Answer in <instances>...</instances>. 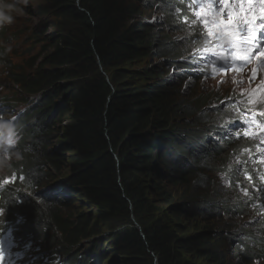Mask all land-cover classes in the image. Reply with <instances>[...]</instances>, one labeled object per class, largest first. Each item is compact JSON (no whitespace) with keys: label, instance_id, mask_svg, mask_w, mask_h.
Listing matches in <instances>:
<instances>
[{"label":"trees","instance_id":"16d2710c","mask_svg":"<svg viewBox=\"0 0 264 264\" xmlns=\"http://www.w3.org/2000/svg\"><path fill=\"white\" fill-rule=\"evenodd\" d=\"M38 10L49 17L55 35L37 76L28 79L34 93L48 92L47 100L42 103L41 94L34 108L58 112L56 127L48 124L50 132L69 143L60 140L57 152L46 140V155L40 158L39 151L36 158L71 174V191L85 202L77 204L72 196L60 214L36 209L33 225L53 229L54 222L59 230L54 237L66 244L110 231L118 264H226L209 248L211 229L204 216L210 215L217 220L215 239L219 230L227 239L237 237L232 244L248 256L244 238L255 235L259 221L242 223L228 194L206 186V178L211 184L207 163L221 131L206 132L205 98L195 95L197 67L183 64V56L200 45L179 19L181 9L172 0H43ZM154 28L158 48L167 46L165 61L152 49L158 44ZM146 56L154 59L156 74L142 67ZM207 56H200L201 66ZM162 66L168 69L160 75ZM63 115L70 116L72 125L61 124ZM171 153L178 155L168 158ZM202 187L204 194H198ZM217 193L228 207L214 202ZM86 205L95 215L87 213ZM203 211L209 213L203 216ZM217 212H223L219 219ZM221 247L231 263L239 264L235 257L241 256L228 250L227 242ZM244 257L242 264L254 263Z\"/></svg>","mask_w":264,"mask_h":264},{"label":"clouds","instance_id":"9594fccd","mask_svg":"<svg viewBox=\"0 0 264 264\" xmlns=\"http://www.w3.org/2000/svg\"><path fill=\"white\" fill-rule=\"evenodd\" d=\"M182 0H179V2ZM135 2V0H134ZM29 3L31 4L32 1L29 2V0H0V49H6V50H12L13 48H10L7 36L8 35H12L14 33V30L16 28H18L17 23L18 21L15 20L16 19V14H21V17L25 16L27 17V15H29L25 8L27 7V5H29ZM46 5V2H45ZM151 5H149L150 7ZM220 7L219 3L214 5V8L216 10H218ZM32 18V17H30ZM46 18V23L48 24V26L50 27L51 23H50V19L47 15H45ZM225 19L227 17H224ZM137 18L135 17L134 21L136 22ZM12 25L10 28L5 29L4 27L6 26H10ZM200 28L203 27V25H199ZM51 28V27H50ZM152 31V34L155 35L154 33H156V37L154 36L155 40L154 42L158 43L155 47L152 46V49H158L161 53V57H162V61H165L168 55V52L165 50L167 48L166 45L161 44L160 48H158V46L160 45L159 41L157 40V31L154 28L153 30L150 29ZM258 38L260 40H262V38L260 37V32L257 34ZM41 38H44L42 34H40ZM264 42V40H263ZM200 45V43H198ZM152 49L150 52H152ZM195 49V48H194ZM31 51H35V49H31ZM42 55L45 53L46 51V47L45 45L42 46L41 50ZM208 55L205 54L204 57ZM211 55V54H209ZM212 56V55H211ZM199 58V55H197L196 59ZM21 62H24L26 66L31 64V61L27 60V57H25V59L23 60H19L18 59V54H0V63L1 64H9V65H15L16 68L18 69V67L20 66L19 64ZM153 62L154 59L152 58H145L144 63L142 64V67L149 73L151 74H156L155 71L153 70ZM241 65H243L240 62H236L233 63L230 66H226L222 68V61L220 63V68L222 69L221 72H218L216 74L217 77H225L228 80V84L229 87L227 86H222V90L223 92L220 93L219 91H217V95L218 94H222L224 96H227L229 98H231V100L233 101L234 104V108L233 111L231 113V115L229 117H224L223 115V111L221 109L220 111V117L221 119H227V121L229 122V124L231 125V118L234 115V120H233V124H232V128L234 129V132H239L236 131L237 129H243L246 130L247 133H250V131H248L249 129H251V124H252V134H261L262 131H264V122H259L256 120V123L253 124L251 122V117H253V113L254 110H247V112H243L242 109L239 104H238V97H239V93L241 91L242 88H240L239 86L234 84V81L231 79V73L234 72V66H236L237 68L240 67ZM264 68V65H256L253 68H251V71H262ZM162 70V73H160V75L163 74V72H166L168 68H166L165 66H162L160 68H158L157 70ZM19 70V69H18ZM23 71V70H22ZM14 73V72H12ZM103 73V72H102ZM159 74V73H158ZM103 75L105 76V78L107 79V75L105 73H103ZM37 76V74H34L31 72V76ZM25 78V77H24ZM12 83L14 85H16L17 87H19L21 90L25 87V81L21 80L19 77L14 78L13 80H11ZM251 81V78L248 79L249 83ZM207 82L210 83V80L207 79ZM210 86H213L212 83H210ZM47 91L49 90H55L52 87H46ZM47 94L48 92H46L45 94H42L41 96L43 97L42 99V103L47 100ZM5 94L2 93L0 95V100H1V111H5L6 113L8 111H11L12 114L15 113V109L14 107H9L7 109L6 105H5ZM28 96L21 94V103L26 102ZM39 99V98H38ZM251 100H254V98H252ZM58 105H63V99H61L60 97L58 98V100H56ZM53 104V103H51ZM221 108V107H220ZM264 107H262L263 109ZM238 111V112H237ZM57 114L58 112L53 111L52 113H47V111L44 109V107L40 106V105H35V108L32 109H27L25 110L22 114L17 115V116H13V117H9V119H4L0 112V171H7L10 169V159L11 157L14 155V153L12 152V149L14 148L16 142L21 145L22 147H26L29 148L27 150H25L24 152H20V158H24V157H28L27 160H23L22 162H24V167L23 166H19L20 169H22L24 171V173L29 175V180L26 177H23V175L21 174V172L19 171L18 167H15V171H16V176L13 177V179L10 181L8 179L5 178H0V219H1V213H2V209L4 207V205L8 204V203H12L14 204L15 209H26L28 210L29 207H34L35 206V202L36 199L38 200H44L45 204L44 206L49 208L50 210L53 211H57L60 214V211L62 210L63 206H61L62 204H65L64 201L60 200L59 198H56L54 196V193L52 194V199L48 200L42 196H39L40 193H48L47 192V188H52V189H57L58 185L62 182V180L67 179L72 177L71 174H63V173H55V172H44V170L46 169V167L48 166V162H42L40 160H38L36 157L38 156V152L42 151L43 147L42 145L46 142V140H50L51 143H54V146L51 147V149H55V151L59 152L61 147L59 144L60 140H63L62 136L61 138L58 137L57 133H53L50 132V127L48 126L49 123H52L53 121H56L53 118H57ZM66 117H68V123H65V119ZM190 117L185 118V120H188ZM256 118V117H255ZM67 120V119H66ZM171 121V120H170ZM169 121V122H170ZM247 121V126L243 125L244 122ZM60 122L62 125L64 126H70L72 125V121L69 115H63L62 119H60ZM179 124L176 123V125ZM208 126L211 128V130H207L206 132H209V134H213L214 133V128L215 125L209 121ZM53 127H56L57 122H53L52 123ZM259 125V126H258ZM24 126L25 127V131H29L32 132L34 130V128L36 127V132H37V139L32 142H30L29 140L24 139L23 137H21V135H19L18 139L16 137V129H22ZM213 130V131H212ZM170 132L167 131V133L164 134H169ZM242 133V132H241ZM195 135V134H194ZM203 138L204 134H201ZM243 135V134H241ZM144 136H148L147 134H144ZM211 136V135H209ZM193 137V136H192ZM144 140L146 141V144L148 146H150V140H148L147 138L143 137ZM199 138V139H200ZM238 138V136H237ZM240 141V139H238ZM68 139H64L63 143H69ZM164 141H169L168 139H164ZM202 141V139H201ZM211 144L213 143V141L211 140ZM241 146V152H242V157H240L238 154H235L234 157H237V159H235V163L234 165L236 166V170L235 173L238 176V185H241L245 187L248 192L249 195H245L244 194V190L238 192L239 196H243V201H245L248 205L249 202H253L256 204L258 211L261 209H264V207L258 202L259 198L262 197L264 198V187L262 186V179L259 176L258 173V166L259 163L261 164V162L259 161V156L260 153L264 152V151H259L253 148H250L249 150H245L244 145H246V140H242V142L240 141ZM190 141L187 143L188 148H190ZM236 144H238V142H236ZM214 146H216L218 148V144L215 142L213 144ZM59 146L58 149H56L55 147ZM200 146V145H199ZM201 148V146H200ZM203 150V149H202ZM251 152V153H249ZM258 152V153H257ZM249 154L252 159H247V155ZM178 155V153H173L171 155H168V158H174ZM150 160V159H149ZM180 163V161L175 162V164ZM194 163V159L192 162V165ZM174 164V163H172ZM191 165V166H192ZM156 170L161 173V168L159 167V165H157ZM191 168V167H190ZM242 170V171H241ZM211 175L208 179H210V183H208L207 178L206 183L208 185L206 186H211V185H216V183L218 182V180L221 178L220 176H216V170H211ZM239 172V173H237ZM21 177H23V179H21ZM47 183L46 188L43 191L39 190V186L40 183ZM56 182L58 184H56ZM191 182L195 183L194 180H191ZM13 183H23L24 187L26 189L27 192H29L30 196L24 200V201H19V200H15L13 197V192L14 189L12 187ZM33 184L37 185V188L34 190L33 192ZM255 188V189H254ZM70 196H74V201L78 204V203H82L85 202L83 200H80L77 198L76 196V191H68L67 192ZM36 194V195H35ZM49 194V193H48ZM198 194H204V188H200ZM218 195L214 198V202L219 203L223 206L228 207V201L229 203H233L230 199H228V201H226L225 198H223V194L221 193H217ZM3 195H7V199L3 198ZM237 200H239L237 198ZM87 204V203H83L82 205ZM185 206L188 208V205ZM250 206V205H249ZM77 207H68L69 212L73 213L74 210H77ZM85 208L87 209V213L89 214H93V210H90V208L86 205ZM204 213H209V211H203V216ZM223 212H217L216 216L218 217V219L220 218V215ZM95 215V213L93 214ZM263 215V214H262ZM95 217V216H94ZM206 218V223L205 225L208 226L211 229V238L209 241V248L214 251L217 255H220V258L222 259L223 262H225L226 264H234L231 263V259L229 257H227L224 253V248L221 247L222 243L227 242L228 246L230 247V249L234 250L235 252H237V254H239V256H241V258L239 257H235L236 260L238 261L239 264H242L241 262H243V258H245L244 256L248 257L249 259L253 260L254 263L253 264H264L263 262L259 261L258 257H261V259H264V254H258V249H263L264 250V232L261 230H258L254 236L252 237H245L244 238V243L247 247V251L248 252V256L244 255L242 252H240L239 250H237V248L234 246V244H232L235 240H237V237H230L229 239H227L225 237V233H223V231L219 230L218 231V237L215 239L213 233V228L215 227V223H216V219L212 218L210 215L208 217L204 216ZM68 218V217H67ZM223 221L229 222V220H227L226 218H221ZM46 221L48 222H52L50 220V218H45ZM31 222L30 220H28V223ZM51 225L53 226V230H55V232H58V227L56 226V224L54 222L51 223ZM49 226H44V225H39L36 226L35 229H31V239H41V241L38 243V254H37V258L40 260V262H42L43 264H118L117 261V255L113 252V246L115 243V238H112V233L110 231H105V236H103V238H100V243L99 241V237L97 236H93L87 239H84L82 241H79L75 244H66L63 241L59 240L58 238H55L53 231H51L47 237L53 238L54 242L51 244H48L46 242H44L43 239V231L45 229H48ZM103 233V235H104ZM60 234V233H59ZM8 235L7 230L3 227L2 222L0 220V264H34L31 263L29 261V254H30V249L27 246H23L22 249L13 255H10L9 252L6 251V240H5V236ZM60 236L62 237V234H60ZM215 239V240H212ZM250 240V242H246L245 240ZM252 241L255 242L256 245L252 244ZM238 245L241 244V240L238 239L237 242ZM215 247H217V250H213ZM243 249V247H242ZM65 251L67 253L62 254L61 252ZM246 262L248 261L247 259Z\"/></svg>","mask_w":264,"mask_h":264},{"label":"bare ground","instance_id":"6f19581e","mask_svg":"<svg viewBox=\"0 0 264 264\" xmlns=\"http://www.w3.org/2000/svg\"><path fill=\"white\" fill-rule=\"evenodd\" d=\"M172 2L176 7L181 9L179 19L185 23L186 29L188 32L189 30H188L187 21L191 19V15H190L191 10L187 7L184 0L180 2L179 0H172ZM42 4H43V0H41L40 3L35 4L33 8L27 10L29 12L33 9V13L35 15L34 19L37 20L36 24H33L34 30L30 32L29 38L32 39L33 43L36 42V44L40 46L39 48L40 50L43 45H45L47 50H51L53 47L52 45L53 43L51 42V39L55 35V32L46 23L45 14L42 11L38 10L39 7L42 6ZM35 25L38 26L37 29L40 30V32L38 33L35 32ZM9 27L10 26H6L4 28L8 29ZM47 31H50V34H47ZM40 34H42L44 38H41ZM13 35L14 34L7 36L8 42L13 37ZM40 50L36 54L38 56L33 58L30 65L23 66L21 68L19 66L18 68L19 70L16 68L15 65L0 63V78L5 79L8 82V84H12L14 87H16L17 93L19 94L18 98H16L15 96H5V100H6L5 105L7 109L9 107L11 108L14 107L15 109L16 107L15 105H17V103H21V94L28 96L26 102L22 103L23 108L18 111L15 110L14 114H12L11 111H8L6 113L5 111L0 110L1 114L3 115L2 117L4 119H9V117L20 115L25 110L34 108V104L36 103L40 95L43 93V92L34 93L30 87L31 82L30 80H28L30 79L31 72L34 74H38L37 72L39 70V66L42 63L40 62L42 59V52ZM8 53L10 54L8 50L0 49V54H8ZM225 56L228 57V53H225ZM196 57H197L196 49L188 52L187 54L183 56V58L185 59L183 61L184 65L197 67L199 79H198L196 90L201 84L207 81V79L209 80L213 79L214 77H216V74L218 72L222 71V69L219 67L221 61H222V68L226 66H230L233 63H236L238 61L237 59H234L231 57H228L225 60H218L216 57L208 54V56L204 60L205 62L204 66H201L199 64L201 57L199 56L198 59H196ZM202 68L204 69V71H200V69ZM214 68L218 70L213 71ZM17 77H19L21 80H25V83L27 82L26 86L22 90L16 85H14L11 81ZM196 97H198V95H196ZM203 97L205 98V101L203 102L204 107L202 108V114L206 117V121L204 124L205 130H211V128L207 124L209 121H211L215 125L214 131L215 130L221 131L220 135L217 137L215 141L218 144V148L213 145V153L211 156L212 159L211 161H208L207 163V169H206L205 174L209 178L211 175L210 169L216 170V173H217L216 176H220L221 174L224 176V174L229 173V176L226 177L225 175L223 179L220 178L214 187H216L219 190V192L225 191L226 194H228L230 200L235 205V211L237 215L239 216V219L242 223L251 224L253 222L259 221L258 226L255 227V231L257 232L258 230H261L264 232V209H261L258 211V208L255 203L251 201L249 202V205H250L249 206L245 201H243L244 197L241 195L239 196L238 192L243 191L246 188L242 186V183L241 185H238L239 183L238 176L235 173V171L237 170H236V166L234 165L235 159H237V157L239 156L242 157V152H241L240 147L243 145H241L240 141L242 142V140L244 139L246 140V145H244V148L246 151L249 150L250 148L256 149V151L259 150L260 152L264 151V131H262L261 134H252V129H253L252 128V129H249L250 133L245 135V133L247 132L246 130L237 129L236 131H239V132L235 133L234 129L232 128L235 114L231 118V122H232L231 125L229 124L227 119L225 121V119H221V117L219 116L221 109L223 111L224 117H229L231 115L233 108H234V104L231 98L229 97L219 98L217 96H213V97L210 96L207 98L205 96ZM1 104L2 103L0 100V108H1ZM262 117L264 118V116ZM243 125L247 126V121L244 122ZM25 127L26 126H24L22 129H19V128L16 129L17 139L19 135H21V137H23L26 140H29L30 142L34 141V139L36 140L38 137L37 132H36V127L34 128L32 132L25 131ZM143 133L148 134L149 136L153 134V133H149L146 131H143ZM238 139H240V141ZM236 142H238V144H236ZM14 147L16 149L15 151H17L18 154H20V152H24L25 150H27L26 147H22L17 142ZM40 152H41V154L39 155L40 158L46 155L44 154V151H40ZM169 152H173V151L169 150ZM235 154H238L239 156L234 157ZM246 155H247L246 157L247 159H252V157L249 154H246ZM28 157H24V158L22 157L18 162L10 161V169L7 171H0V178L5 177V179H8V180L13 179V177L16 176L15 167L17 166L19 171L23 175V177H26L29 180V175L24 173V171L19 168V166H23V167L25 166L24 162L22 161L24 159L27 160ZM44 172L61 173L49 161H48V166L46 167ZM226 181H228V184L225 183ZM47 183L48 182H45V181L44 183H40V185H38L39 190L43 191L46 188ZM56 184L58 183L56 182ZM12 187L14 189L13 198L15 200L24 201L30 196L29 192L26 191L23 183H13ZM36 188H37V185L33 184V192ZM68 191H71V188H70V185L67 179H64L58 185L57 189H52L48 187L47 192L49 194L40 193L39 196H42L48 200H51L52 199L51 196L54 193V196L56 198H59L60 200L65 202V204H62V205H67L72 197L67 193ZM3 198L7 199L8 197L7 195H3ZM237 198L239 200H237ZM258 202L264 207V198L260 197ZM44 204H45L44 200L37 201L36 199L35 206L30 210L15 209L14 204L12 203H8L4 205L0 220L2 222L3 227L7 230L8 233H10L13 241L16 243L17 246H29L30 244H34L37 242L39 243L41 241V239H34V240L31 239L33 238L31 237V233H30L31 229L36 228V226L33 225L34 221L31 216V213L36 209L45 208ZM46 209L49 210V208L47 207ZM28 220H30L31 222L28 223ZM51 231H53L54 235L58 234L53 229H45L43 231L44 242L48 244H51L54 242L53 238L47 237ZM95 236L99 237L98 242L100 243V238H103V236H105V233L104 235L102 233V234H98ZM227 249L235 253L234 250L230 248H227ZM61 253L65 254L67 252L62 251ZM37 263H40V260H38Z\"/></svg>","mask_w":264,"mask_h":264},{"label":"snow or ice","instance_id":"6c2138e0","mask_svg":"<svg viewBox=\"0 0 264 264\" xmlns=\"http://www.w3.org/2000/svg\"><path fill=\"white\" fill-rule=\"evenodd\" d=\"M184 2L191 10V19L187 21L189 34H194V39L199 38L197 55L211 54L218 60H225L228 57L248 60L253 57L254 52L259 51L260 56L264 57V44L257 35L264 31V0H184ZM217 2L220 5L218 10L214 8ZM199 25L203 27L200 28ZM225 53H228V57ZM255 75L253 71L252 77L255 78ZM260 86L264 87V81H261ZM260 115L264 116V111H261ZM251 122L256 123L255 116L251 117ZM247 134L246 132L245 135ZM244 194L249 195L247 189L244 190Z\"/></svg>","mask_w":264,"mask_h":264},{"label":"rangeland","instance_id":"374dc122","mask_svg":"<svg viewBox=\"0 0 264 264\" xmlns=\"http://www.w3.org/2000/svg\"><path fill=\"white\" fill-rule=\"evenodd\" d=\"M30 1H32V3L31 4L29 3V5H27V7L25 8L26 11L28 9L33 8L35 4L41 2V0H29V2ZM28 14L29 15H27V17H25V16L21 17V14H16L15 20L18 21V23H17L18 28H16L14 30V33H13L14 35L10 39L9 45H8L10 48H13V49L8 50V51L10 52V54H13V53L18 54L19 60H23V59H25V57H27V60L32 61L33 58L38 56L36 54L39 52L40 46L37 45L36 42L33 43L32 39L29 38L30 32L34 30L33 24H36L37 20L34 19L35 15L33 13V9L31 11H29ZM30 17H32V18H30ZM11 26L12 25H10V27ZM37 27L38 26L35 25V32L36 33L40 32V30H38ZM47 34H50V31H47ZM31 49H35V51L32 52ZM250 59H252V58H250ZM262 59L264 61V57H262ZM246 61L249 62L251 60L248 59ZM19 65H20V68L23 66H26L24 62H21ZM241 74H244V73L243 72L235 73V74L231 73L230 75L232 76L231 79L234 81L235 85L239 86L240 88H245L248 85L246 83L248 82L249 77H247L245 79H240ZM210 83H212L213 86H210ZM210 83L205 81L203 84H201L196 90V95H198L200 97L205 96L206 98L210 97V96H212V97L217 96L219 98L227 97V96H224L222 94L217 95V91H219L220 93L223 92L222 86L229 87L228 80L225 77H217L216 76L213 79H210ZM259 87H260V85H259ZM2 93H4L6 96H15L16 98L19 97V94L17 93V88L14 87L12 84H8V82L5 79L0 78V95ZM15 106H16L15 110H17V111L21 110L23 108L22 103H17V105H15ZM66 119L64 122L68 123V117H66ZM55 148L58 149L59 146H57ZM15 150L16 149L14 147L12 149V152L14 153V155L11 157L10 161L18 162L21 159L20 158L21 155L18 154L17 151H15ZM225 175L227 177V176H229V173L224 174V176ZM224 176L221 174V179H223ZM225 183L228 184V181H226ZM138 230L140 231V228H138ZM5 240H6V244H7L6 251L9 252L10 255L18 253L23 247V246H17L16 245V243L13 241L10 233H8V235L5 236ZM27 247H29V249H30L29 261L31 263H34V264H43L42 262L37 263L39 260L37 258L38 242L34 243V244H30Z\"/></svg>","mask_w":264,"mask_h":264}]
</instances>
